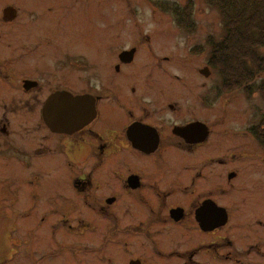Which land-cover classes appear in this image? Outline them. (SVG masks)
<instances>
[{
    "label": "flooded vegetation",
    "instance_id": "1",
    "mask_svg": "<svg viewBox=\"0 0 264 264\" xmlns=\"http://www.w3.org/2000/svg\"><path fill=\"white\" fill-rule=\"evenodd\" d=\"M92 3L0 0V264H264V126L216 109L212 37L84 45Z\"/></svg>",
    "mask_w": 264,
    "mask_h": 264
},
{
    "label": "rangeland",
    "instance_id": "2",
    "mask_svg": "<svg viewBox=\"0 0 264 264\" xmlns=\"http://www.w3.org/2000/svg\"><path fill=\"white\" fill-rule=\"evenodd\" d=\"M113 1L102 0V5L98 6L92 3L84 11L83 34L73 33L75 38L84 41V45H96L99 39L98 32H94V28L96 29V21L99 18L109 23L117 18V28L139 29L149 35H170L163 36L165 40L163 44L169 45L202 44L208 35L212 37L213 41H218L223 33L222 20L217 6L209 4L205 0H192L190 6L187 5V0H120L121 5L118 9H114ZM124 2L129 3L127 5ZM106 27H109L106 23L99 26V28ZM176 30L181 31L178 33L175 32ZM208 49L207 46L204 48L205 51ZM167 50L171 51L172 49ZM262 54L264 55V49ZM214 70L216 85L221 89L216 88V109L227 108L230 115L225 123L234 128L241 127V129L245 126L247 119L250 124H257V126L263 123L264 97L258 93L257 86L264 81V70L256 75L254 83L249 84V89L229 90L223 89L220 72L215 68ZM15 193L6 198L7 221L12 227L19 224V217L14 214L13 204L8 202L14 199ZM11 230L8 225L7 235L11 234ZM8 236L14 238L15 234L12 233ZM5 250L7 258L10 259L7 264H16L14 242L7 240Z\"/></svg>",
    "mask_w": 264,
    "mask_h": 264
},
{
    "label": "trees",
    "instance_id": "3",
    "mask_svg": "<svg viewBox=\"0 0 264 264\" xmlns=\"http://www.w3.org/2000/svg\"><path fill=\"white\" fill-rule=\"evenodd\" d=\"M205 1L217 6L222 20L223 33L214 41L211 54L223 89H249L256 75L264 70V0ZM191 2L187 0V5ZM257 91L264 97V81L258 84ZM260 125L264 126V122ZM258 138L264 146V129Z\"/></svg>",
    "mask_w": 264,
    "mask_h": 264
}]
</instances>
